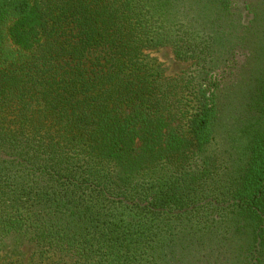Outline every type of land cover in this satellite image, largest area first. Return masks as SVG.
Returning a JSON list of instances; mask_svg holds the SVG:
<instances>
[{
	"label": "trees",
	"instance_id": "16d2710c",
	"mask_svg": "<svg viewBox=\"0 0 264 264\" xmlns=\"http://www.w3.org/2000/svg\"><path fill=\"white\" fill-rule=\"evenodd\" d=\"M161 47L189 68L167 76ZM19 242L46 264H264V0H0Z\"/></svg>",
	"mask_w": 264,
	"mask_h": 264
},
{
	"label": "rangeland",
	"instance_id": "374dc122",
	"mask_svg": "<svg viewBox=\"0 0 264 264\" xmlns=\"http://www.w3.org/2000/svg\"><path fill=\"white\" fill-rule=\"evenodd\" d=\"M150 53L163 64L167 76L177 75L190 66V62L176 60L169 47H161ZM231 129L232 127L221 129L223 150H226L227 155L230 154V151L236 152L232 149L239 147L236 145L235 133ZM222 138L219 141H222ZM0 264H46V262L38 257V253L32 245L19 242L0 246Z\"/></svg>",
	"mask_w": 264,
	"mask_h": 264
}]
</instances>
